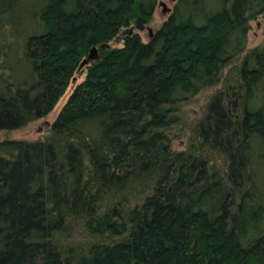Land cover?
<instances>
[{"label":"trees","instance_id":"obj_1","mask_svg":"<svg viewBox=\"0 0 264 264\" xmlns=\"http://www.w3.org/2000/svg\"><path fill=\"white\" fill-rule=\"evenodd\" d=\"M159 3L0 0V133L84 75L0 139V264H264V0H174L143 41Z\"/></svg>","mask_w":264,"mask_h":264},{"label":"rangeland","instance_id":"obj_2","mask_svg":"<svg viewBox=\"0 0 264 264\" xmlns=\"http://www.w3.org/2000/svg\"><path fill=\"white\" fill-rule=\"evenodd\" d=\"M174 3V0H160V3L157 5L152 22L149 24L148 28L141 32V37L143 41H147L149 38V34L152 32V29H155L167 16L168 8L170 9ZM263 25L260 20L251 22V30L248 33L247 47H254L256 45L262 44L264 42V35L262 34ZM115 45H119L120 42L115 40L113 42ZM84 75L78 76L75 80H73L66 93L59 99V101L54 106L53 110L44 118L36 120L27 126L14 130L8 133H0V139L2 138H12V139H26V140H36L42 138L48 128L49 124L55 119L56 115L60 111L63 103L65 102L69 92L78 82L81 81ZM208 95V93H205ZM196 102L192 103V105L187 106L185 109L186 119L185 121H189L194 117V114L197 112L196 108L202 104L203 98L205 95H200L197 97ZM183 141L181 139H174L173 146L175 148H182Z\"/></svg>","mask_w":264,"mask_h":264},{"label":"water","instance_id":"obj_3","mask_svg":"<svg viewBox=\"0 0 264 264\" xmlns=\"http://www.w3.org/2000/svg\"><path fill=\"white\" fill-rule=\"evenodd\" d=\"M168 10H169V8H168ZM96 54H97V49H96V48H93V49L89 52L88 56L83 60V62L81 63V65L87 63V62H88L90 59H92Z\"/></svg>","mask_w":264,"mask_h":264}]
</instances>
